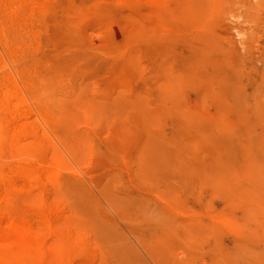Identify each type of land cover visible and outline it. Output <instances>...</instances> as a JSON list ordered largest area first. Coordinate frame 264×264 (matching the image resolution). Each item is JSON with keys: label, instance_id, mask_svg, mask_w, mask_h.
<instances>
[{"label": "rangeland", "instance_id": "obj_1", "mask_svg": "<svg viewBox=\"0 0 264 264\" xmlns=\"http://www.w3.org/2000/svg\"><path fill=\"white\" fill-rule=\"evenodd\" d=\"M241 256L264 264V0H0V264Z\"/></svg>", "mask_w": 264, "mask_h": 264}, {"label": "bare ground", "instance_id": "obj_2", "mask_svg": "<svg viewBox=\"0 0 264 264\" xmlns=\"http://www.w3.org/2000/svg\"><path fill=\"white\" fill-rule=\"evenodd\" d=\"M6 239V238H5ZM3 240V244H5V245H3L4 247H13V245H14V240L13 239H11V238H9V240L8 239H6V240ZM252 245V244H251ZM11 247V248H12ZM239 262L241 263V262H243V263H245V264H248V261L247 260H245V258L243 257V256H241L240 258H239Z\"/></svg>", "mask_w": 264, "mask_h": 264}]
</instances>
